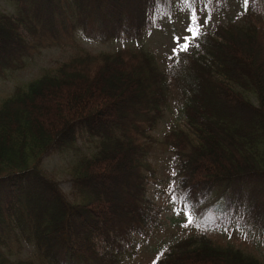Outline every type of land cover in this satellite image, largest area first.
<instances>
[{
  "label": "trees",
  "instance_id": "16d2710c",
  "mask_svg": "<svg viewBox=\"0 0 264 264\" xmlns=\"http://www.w3.org/2000/svg\"><path fill=\"white\" fill-rule=\"evenodd\" d=\"M9 1L13 11H0L1 78L23 68L32 52L62 45L77 51L0 99V264H123L138 237L162 225L165 207L149 194L156 143L172 155L173 190L193 211L213 205L223 227L241 215L251 219L248 211L264 212V20L257 0H241L237 21L201 31L172 65L143 41L184 0ZM224 1L194 0L217 10ZM77 30L126 44L92 53L78 47ZM179 93L184 122L158 139L155 130ZM79 134L92 144L89 152L77 146ZM52 152L72 155L68 192L43 169ZM244 202L253 203L248 211ZM25 245L30 253L16 255ZM157 264L264 260L199 230L171 243Z\"/></svg>",
  "mask_w": 264,
  "mask_h": 264
},
{
  "label": "rangeland",
  "instance_id": "374dc122",
  "mask_svg": "<svg viewBox=\"0 0 264 264\" xmlns=\"http://www.w3.org/2000/svg\"><path fill=\"white\" fill-rule=\"evenodd\" d=\"M257 2L262 20H264V0H257ZM223 3L224 7L221 10H217V7L213 4H209L208 7L204 5L201 8L194 0H191L190 3L188 0L180 2L179 7L175 8L171 18L167 16L161 19L158 25L147 31L143 41L144 45L161 60L163 65L164 63L166 65L174 64L176 62L173 60L174 56L179 52L173 53V48L176 47L174 37L191 35L185 29L190 23V16L193 11H195L201 25L200 32L210 29L214 23L224 24L227 21H237L239 19L242 13V1L225 0ZM13 9L11 1L0 0V11L12 12ZM37 16L40 18V13ZM206 18L207 23L204 22ZM65 22L67 23V21ZM38 23L41 25L39 21ZM86 28H89V26H86ZM75 35L78 47L92 53L113 51L126 44V41L122 40L103 42L89 38L81 33L80 30H77ZM191 44H193V41H190ZM76 51L77 49L74 46L62 45L60 47L44 48L39 53L32 52L31 61H27L23 68L12 71L7 78L0 77V99L9 95L15 84L37 76L43 68L54 67L57 62L66 60ZM251 99L253 102L255 101L252 96ZM181 104L182 95L180 93L179 96L174 94L155 130L158 139L164 131H168L170 128L181 125L184 122L185 116L181 113ZM77 146L83 152H89L92 149V144L88 141L86 134L78 135ZM156 146L157 149H155L153 155L156 160L157 178L154 181V185H149V194L155 197L159 205L165 207L161 218L162 225L160 228L155 229L152 234L138 237L137 242L126 253V259L123 264H157L164 257L171 243L199 230L206 231L218 242L231 244L235 248L253 254L263 261L264 212L259 210L255 211L254 215H250L248 207L253 203L244 202L242 207L247 209V217L250 216L251 219L246 220L244 215H241L237 220L232 221L230 225L223 227L219 224V221L225 217L214 216L212 212L213 205L209 207L207 212L193 211L187 203L182 202L179 194H176L173 190L175 166L172 155L162 148L160 149L157 143ZM71 159L72 155L70 153L52 152L42 160L43 169L55 178L64 192H68L70 188L67 167ZM252 195L253 193L249 189L245 195V200H248ZM262 203L264 204V195L262 196ZM215 207L217 206L215 205ZM262 208L264 209V205ZM224 209V214L230 216L233 211L232 205L228 203ZM189 216L193 220L191 224H188ZM202 222H215L218 227H205L201 225ZM186 224H188L187 227H185ZM12 243L15 244V240H12ZM17 252H22V255L26 256L30 253V248L25 245L22 251L15 252L16 255L18 254Z\"/></svg>",
  "mask_w": 264,
  "mask_h": 264
},
{
  "label": "snow or ice",
  "instance_id": "6c2138e0",
  "mask_svg": "<svg viewBox=\"0 0 264 264\" xmlns=\"http://www.w3.org/2000/svg\"><path fill=\"white\" fill-rule=\"evenodd\" d=\"M243 3L245 5L248 4V0H243ZM205 23H207V18L204 21ZM200 29H201V25L197 19V15L195 13V11H193L191 13L190 16V23L189 25L186 27L185 31L190 33V36H182V37H174V40L176 42V47L173 48V53H177L179 52H186L190 46V41L195 39L196 37H198L200 35ZM181 41H183L181 43ZM193 222L192 217L189 216L188 217V224H191ZM188 224L185 225V227L188 226ZM197 227H199V225H197Z\"/></svg>",
  "mask_w": 264,
  "mask_h": 264
}]
</instances>
